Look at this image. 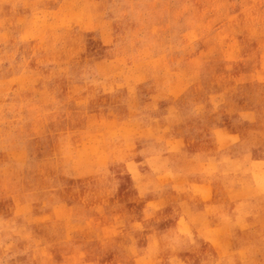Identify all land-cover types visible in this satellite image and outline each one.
I'll return each mask as SVG.
<instances>
[{
  "label": "rangeland",
  "instance_id": "rangeland-1",
  "mask_svg": "<svg viewBox=\"0 0 264 264\" xmlns=\"http://www.w3.org/2000/svg\"><path fill=\"white\" fill-rule=\"evenodd\" d=\"M0 264H264V0H0Z\"/></svg>",
  "mask_w": 264,
  "mask_h": 264
}]
</instances>
